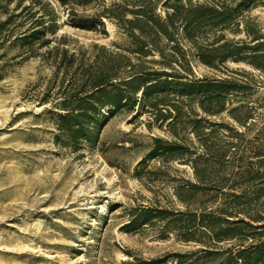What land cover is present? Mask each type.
<instances>
[{
  "label": "rangeland",
  "instance_id": "obj_1",
  "mask_svg": "<svg viewBox=\"0 0 264 264\" xmlns=\"http://www.w3.org/2000/svg\"><path fill=\"white\" fill-rule=\"evenodd\" d=\"M0 1L3 20L6 11L17 12L29 0H21L16 7L17 0H11L7 8ZM101 1L108 6L119 0ZM155 1L156 11L163 14L164 0ZM42 4H36L31 14L35 8L36 15L44 14ZM53 4L58 20L56 39L42 47L38 42L21 47L11 43L12 30L0 45L5 65L0 79V264H119L150 259H163L155 264H176L175 253L190 251L195 254L182 264H210L203 257L192 263L205 253L203 248L213 244L183 239L190 226L187 215L174 223L168 218L130 224L129 211L133 207L186 209L174 194L176 183L194 180L186 156L153 150V138L173 137L167 120L161 119L166 116L183 117L185 123L177 125L176 131L188 143L192 138L189 121L206 117L210 121L204 124L208 142L226 150L220 167L211 164L206 183L232 185L234 189H222L228 191L230 200L242 194L240 199L251 203V209L264 207V68L248 62L249 52L240 54L244 58L239 60L215 59L206 65L181 38L185 58L173 62V67L184 72L191 69V78L225 80L229 88L219 92L218 99L207 102L203 92L176 91L160 94L162 100L153 103V95L143 99L138 92L134 106L124 105L110 113L100 108L107 116L99 119L93 141L74 139L59 128L56 106L78 83L80 63L104 53L99 45L125 55V63L137 59L130 52L133 45L128 32L115 20L105 19V33L100 27L78 28L65 21L66 8ZM82 8L78 9L86 14L94 11V7ZM236 17L264 32V1L247 4ZM219 34L244 38L241 25L232 24L211 28L201 36L208 39ZM60 36L64 39L59 40ZM168 43L165 53L172 45ZM162 59L155 53L143 60L145 67L157 69L163 65L154 60ZM261 62L264 65V57ZM220 106V112L204 110ZM215 188L204 195L208 205L224 197ZM195 237L204 239V234L196 231ZM225 245L223 241L215 244L218 248Z\"/></svg>",
  "mask_w": 264,
  "mask_h": 264
},
{
  "label": "trees",
  "instance_id": "obj_2",
  "mask_svg": "<svg viewBox=\"0 0 264 264\" xmlns=\"http://www.w3.org/2000/svg\"><path fill=\"white\" fill-rule=\"evenodd\" d=\"M20 1L17 0L15 7L19 6ZM53 1L68 11L65 21L78 28L98 30L100 27L105 33V19L115 20L128 32L133 45L130 52L135 54L137 59V62L125 63L127 59L125 55L112 53L108 46L99 45V49L104 53L96 55L89 63L79 61L81 63L78 83L70 87L67 99L56 106L59 128L74 139L83 137L88 142L93 141L99 130V119H105L107 116L100 112V108L106 107L107 113H110L124 105L134 106L138 92L143 99L153 95V103L162 100L160 94L176 91L179 94L203 92L205 98L203 101L207 102L218 99L219 92L229 88L225 80L191 78L193 75L191 69L184 72L173 67V62L185 58L181 38L194 49L199 61L206 65H212L215 59L220 62L227 59L239 60L244 58L240 54L249 52L248 62L255 68H264L261 62L264 57V32L248 21H240L236 17L239 10L257 0L200 2L164 0L163 14L156 11L155 0H119L108 6L101 0H29L17 12L6 11L8 12L6 17L0 20V45L12 30L15 32L11 43H18L21 47H28L35 42L42 47L48 45L52 38L56 39L58 20ZM10 2L11 0H4V6L7 8ZM39 2L43 3L45 13L36 15L35 8L31 14V9ZM87 6L94 7V11L86 14L78 9L80 7L85 9ZM16 18H20V21ZM230 24L241 25L244 38L228 39L224 38L223 34L213 35L208 39L201 36L211 28L220 26L224 29ZM60 39H64V36H60ZM162 39L165 40V44L162 43ZM167 41L172 45L169 46L168 53H165V46L169 44ZM65 51L64 49L63 53ZM155 53L163 59L154 61L163 66L157 69L145 67L143 59ZM3 55L4 53H0V79L5 75V65L1 62ZM204 110L215 113L220 112L222 107L214 111L205 108ZM161 119L167 120V129L173 137L153 138L156 143L153 150H158L161 155L186 156L185 163L189 164L194 177V180L176 183L174 188L175 197L186 209L170 212L165 207L140 209L133 207L129 211L131 216L129 223L139 220L148 223L154 219L168 218L170 223H174L180 221L181 215L185 214L190 226L186 228L183 239L196 242L210 241L213 244L211 248H203L205 253L197 255L192 263L203 257L205 260H211L210 264H264V207L251 209V203L240 199L242 194L233 195L230 200L227 197L228 191L222 189L224 186L234 189L232 185L210 186L206 183V178L212 172L211 164L220 167L226 155L223 146L213 147L208 142L204 124L210 121L206 117L190 120L192 138H189L188 143L176 131L177 125H184L183 117L166 116ZM214 186L224 194V197L213 205H208V199L205 200L204 195L215 188ZM196 231L204 234V239L195 237ZM219 241L226 245L218 248L215 244ZM194 254L195 251L175 253L178 258L176 264H182ZM162 260H131L119 264H155Z\"/></svg>",
  "mask_w": 264,
  "mask_h": 264
}]
</instances>
